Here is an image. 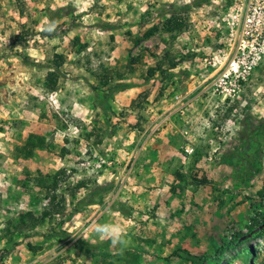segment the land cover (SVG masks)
I'll use <instances>...</instances> for the list:
<instances>
[{"label": "rangeland", "instance_id": "obj_1", "mask_svg": "<svg viewBox=\"0 0 264 264\" xmlns=\"http://www.w3.org/2000/svg\"><path fill=\"white\" fill-rule=\"evenodd\" d=\"M241 1L0 0V264H264V19Z\"/></svg>", "mask_w": 264, "mask_h": 264}, {"label": "clouds", "instance_id": "obj_2", "mask_svg": "<svg viewBox=\"0 0 264 264\" xmlns=\"http://www.w3.org/2000/svg\"><path fill=\"white\" fill-rule=\"evenodd\" d=\"M56 28L55 21H50L41 28V31L51 34L55 32ZM93 230L100 240L110 241L113 246L124 248L130 244L126 228L119 223H97L93 226Z\"/></svg>", "mask_w": 264, "mask_h": 264}, {"label": "trees", "instance_id": "obj_3", "mask_svg": "<svg viewBox=\"0 0 264 264\" xmlns=\"http://www.w3.org/2000/svg\"><path fill=\"white\" fill-rule=\"evenodd\" d=\"M176 23V22H175ZM173 25H177V24H173ZM179 25V24H178ZM180 26L176 27V28H179ZM181 28V27H180ZM58 58H60V60L53 65V70L49 71V75L52 76L55 72V69H57V67H59V65L61 64L62 62V57L58 55ZM118 87V86H117ZM129 86L127 85H119V88L120 89H125V88H128ZM44 142H45V139L43 136H39V135H35V134H31L29 135L23 149H26L25 150V154L26 155H29L31 154L32 152V149L34 148H40L42 146H44ZM18 243H15V245H17ZM31 246V245H29ZM226 246H224L223 248H221L218 252L221 253L223 252L224 248ZM86 248V247H85ZM174 254H177V253H174ZM188 259L189 261L191 262V264H201L199 261H198V258L196 259L194 256L192 255H188Z\"/></svg>", "mask_w": 264, "mask_h": 264}, {"label": "built area", "instance_id": "obj_4", "mask_svg": "<svg viewBox=\"0 0 264 264\" xmlns=\"http://www.w3.org/2000/svg\"><path fill=\"white\" fill-rule=\"evenodd\" d=\"M242 8L245 7L244 23L247 26H252L255 22L263 21L264 0H242ZM264 23V21L262 22ZM251 28V27H249Z\"/></svg>", "mask_w": 264, "mask_h": 264}]
</instances>
